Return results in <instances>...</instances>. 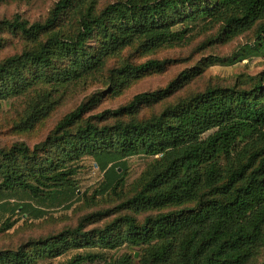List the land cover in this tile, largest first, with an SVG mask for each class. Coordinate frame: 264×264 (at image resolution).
I'll return each instance as SVG.
<instances>
[{
	"label": "trees",
	"instance_id": "obj_1",
	"mask_svg": "<svg viewBox=\"0 0 264 264\" xmlns=\"http://www.w3.org/2000/svg\"><path fill=\"white\" fill-rule=\"evenodd\" d=\"M77 1L59 0L43 22L30 23L16 16L0 21V28L25 36L49 31ZM95 5L90 2L81 11L74 36L52 33L37 48L0 61V100L49 82L52 76L46 70L54 69L62 83L78 78L95 69L108 54L138 39L146 49L178 43L208 17H224L223 30L236 35L264 15V0H116L100 12ZM95 35L100 36V45L93 50L88 42ZM257 35L264 40V23ZM165 63L150 59L128 64L117 72H145ZM263 75L256 76L249 88L238 84L209 86L142 119L126 120L124 116L171 93L179 78L165 88L138 93L126 105L101 116L83 119L87 109L100 100L94 95L66 114L33 149L24 143L0 148V211L9 216L21 213L41 218L47 214L43 205L77 196L74 177L84 157H92L103 174L96 190L99 195L122 187L127 158L143 155L153 158L160 169L125 205L149 210L193 202L148 216L142 222L125 215L101 229L82 231L81 225L67 229L30 242L28 249L22 245L16 251L0 253V262L28 264L33 248L57 256L64 248L86 247L84 243L113 249L127 242L145 246V261L151 264L168 262L177 248L175 264H248L264 242ZM39 101L33 104L29 124L48 112L50 103L45 98ZM106 114L116 121L100 125V118H107ZM252 136L258 137L261 146L224 174V161ZM11 226L8 223L4 229ZM104 254L77 253L61 264H135L131 255L108 260Z\"/></svg>",
	"mask_w": 264,
	"mask_h": 264
},
{
	"label": "rangeland",
	"instance_id": "obj_2",
	"mask_svg": "<svg viewBox=\"0 0 264 264\" xmlns=\"http://www.w3.org/2000/svg\"><path fill=\"white\" fill-rule=\"evenodd\" d=\"M58 1L0 0V21L18 16L30 23L43 22L50 16ZM113 1L116 0H78L62 14L52 29L33 36H25L19 31L1 27L0 61L25 50L37 48L52 33H58L65 38L74 36L79 30L80 13L86 5L94 2L95 10L100 12ZM189 9L192 10L191 7ZM263 23L264 15L250 28L236 35H229L223 30L224 17H208L202 19L181 42L146 49L142 46L143 40L138 39L131 45L105 56L102 63L92 71L65 83L53 73L54 69L46 70L45 72L52 76L49 82L41 83L24 94L0 100V148H10L15 144L24 143L33 149L36 144L46 140L66 114L94 95L100 100L87 109L83 119L101 116L107 110H115L126 105L138 93L165 88L172 80L179 78L177 86L175 85L171 93L143 103L136 112L124 116V119L128 120L159 114L166 106L204 91L209 86L238 84L249 88L256 82V76L264 74V40H259L257 35V30ZM88 44V48L95 50L100 45V36L95 35ZM150 59L166 61L165 66L145 72L123 74L117 72L118 68L128 64L138 65ZM57 66H61L60 63ZM39 98V102L45 98L50 103L48 112L29 124L27 121L32 113L33 104ZM105 116L107 118H100V125L116 121L115 117H108L107 114ZM260 146L257 136L246 140L240 145V151L230 160L224 161L223 173L226 174L229 169L245 161L252 150ZM127 163L125 183L115 192L97 194L96 190L103 179V174L92 157H84L77 164L78 171L74 177L79 189L77 196H72L62 203L43 205L47 214L41 218L21 213L9 216L0 211V253L16 251L22 245L27 246L32 241L55 236L80 225L82 231H92L104 228L125 215H131L142 222L148 216L193 205V202H187L149 210L125 205L124 203L140 191L161 166L155 163L153 158L143 155L128 157ZM8 223H12V226L4 229ZM124 228L122 226L121 232ZM178 241L179 238L178 240L176 238V245L179 244ZM84 246L86 247L79 249L64 248L62 255L57 256L33 248V256L28 264H61L77 253L88 251L103 252L108 260L131 255L135 264H151L145 261L147 253L145 246H132L127 242L113 249H101L99 245L90 243H84ZM178 251L177 248L171 260L163 264H175ZM263 259L264 242L258 246L257 254L248 264H261ZM88 264H103V261Z\"/></svg>",
	"mask_w": 264,
	"mask_h": 264
}]
</instances>
